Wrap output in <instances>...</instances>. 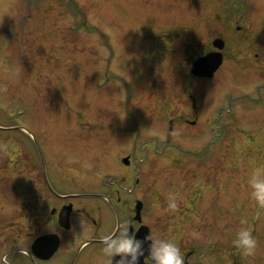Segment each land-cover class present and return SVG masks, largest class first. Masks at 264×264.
Wrapping results in <instances>:
<instances>
[{
    "label": "rangeland",
    "instance_id": "rangeland-1",
    "mask_svg": "<svg viewBox=\"0 0 264 264\" xmlns=\"http://www.w3.org/2000/svg\"><path fill=\"white\" fill-rule=\"evenodd\" d=\"M217 38L224 61L197 78L192 63ZM24 123L53 145L68 176L73 163L99 177L138 165V195L154 221L181 248L205 253L204 264H264V207L247 184L264 164L258 0H0V145L12 148L0 149L6 248L19 243L25 204L36 201L17 160L29 145L15 128ZM129 154L131 169L120 162ZM242 220L259 242L253 257L232 243Z\"/></svg>",
    "mask_w": 264,
    "mask_h": 264
},
{
    "label": "flooded vegetation",
    "instance_id": "flooded-vegetation-1",
    "mask_svg": "<svg viewBox=\"0 0 264 264\" xmlns=\"http://www.w3.org/2000/svg\"><path fill=\"white\" fill-rule=\"evenodd\" d=\"M214 51L218 49L214 47ZM190 99L192 109H197L196 99L192 95ZM25 111L26 108L20 112L21 116ZM192 124L195 122L192 121ZM172 125L173 121H170L171 129ZM15 128L30 137L23 141L29 145L22 146L21 155L15 154H18L21 175L30 179L25 194L35 193L36 201L25 204L24 224L18 230L19 237H15L19 243L6 248L12 237L6 238L8 244L0 238V264H107L108 258L102 251V237L117 234L124 227L138 238L151 232L157 238L170 239L168 225L156 224L151 205L138 195L141 184L138 165L136 171L105 172L99 177L78 170L83 163H73L75 175L68 176L59 172L61 161L54 153L53 145L40 142L26 123L16 124ZM137 144L138 140L134 139V151ZM9 146L0 145V149L8 154L12 150ZM131 156L125 157L127 162H124L125 158H120V162L130 169L134 167ZM116 161L119 163V160ZM134 171L135 179L131 181ZM181 250L185 255V264H204L205 253L185 248ZM116 259L119 257L114 258V264ZM140 264H145L144 257L140 258Z\"/></svg>",
    "mask_w": 264,
    "mask_h": 264
},
{
    "label": "clouds",
    "instance_id": "clouds-1",
    "mask_svg": "<svg viewBox=\"0 0 264 264\" xmlns=\"http://www.w3.org/2000/svg\"><path fill=\"white\" fill-rule=\"evenodd\" d=\"M258 6H264V0H258ZM247 184L250 187V197L259 207H264V164L254 165L248 174ZM169 210L178 208L177 194L170 192L167 197ZM241 221V227L236 231L232 243L245 257H253L258 250V240L250 227ZM194 236L198 233L193 232ZM103 253L107 256V264H140L144 257L145 264H185V255L179 244L172 239H161L149 232L143 238H138L129 228L124 227L117 234H107L102 237ZM147 245V247H145ZM147 251V255L145 252Z\"/></svg>",
    "mask_w": 264,
    "mask_h": 264
},
{
    "label": "water",
    "instance_id": "water-1",
    "mask_svg": "<svg viewBox=\"0 0 264 264\" xmlns=\"http://www.w3.org/2000/svg\"><path fill=\"white\" fill-rule=\"evenodd\" d=\"M213 45L218 51H212L201 56L193 63L191 72L194 76L212 78L222 65L223 54L221 51L225 47V42L222 39L217 38L214 40ZM127 161L128 159L125 158L124 162Z\"/></svg>",
    "mask_w": 264,
    "mask_h": 264
}]
</instances>
